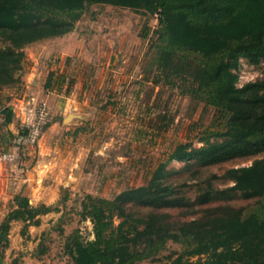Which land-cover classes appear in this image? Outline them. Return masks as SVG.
Masks as SVG:
<instances>
[{"label": "rangeland", "instance_id": "rangeland-1", "mask_svg": "<svg viewBox=\"0 0 264 264\" xmlns=\"http://www.w3.org/2000/svg\"><path fill=\"white\" fill-rule=\"evenodd\" d=\"M241 3H209L196 19L225 20ZM42 15L66 21L63 14ZM157 19L153 12L88 4L67 40L25 47L17 81L0 85V227L7 226L0 230V264H74L70 239L95 240L87 213L142 187L167 204L153 210L129 199L120 206L133 217L152 210L164 214V229L231 211L264 218V194L234 190L228 174L264 159V142L250 155L217 164L172 158L180 150L194 153L232 141L230 114L193 76L224 61L235 88L254 84L261 90L264 40L234 41L205 58L171 46L157 33ZM46 96H54L53 104ZM39 108L41 132L31 144L27 135ZM32 176L35 189L17 184ZM16 196L36 201L29 200L32 207L51 203L49 212L37 217V225L24 222V215L14 214ZM119 222L113 219L114 226ZM137 249H144L145 258L133 264H167L182 253L184 242L156 241Z\"/></svg>", "mask_w": 264, "mask_h": 264}, {"label": "trees", "instance_id": "trees-1", "mask_svg": "<svg viewBox=\"0 0 264 264\" xmlns=\"http://www.w3.org/2000/svg\"><path fill=\"white\" fill-rule=\"evenodd\" d=\"M218 0H0V85L17 81L24 60V48L33 43L58 38L72 31L88 4L110 5L158 15L157 33H164L171 46L212 58L234 41L264 40V0H242L237 10L225 20L198 21L201 9ZM38 11V12H37ZM63 14L66 21L43 16L42 13ZM193 81L199 88H208L218 105L230 114L232 141L219 148L194 153L180 150L174 160L198 157L204 164H217L252 153L253 146L264 142V86L249 84L235 88V77L224 61L198 69ZM259 135V137H257ZM257 137V138H256ZM255 138V139H254ZM233 189L251 196L264 194V159L251 166L228 171ZM144 200L141 201V198ZM140 200L153 210L166 205L163 197L142 187L120 194L106 208L87 213L93 223L94 241L83 242L78 236L70 239L68 254L74 264H133L144 259L139 245H153L167 240L184 242V250L167 264H264V218L250 214L241 218L235 212L206 216L164 229V214L148 211L133 217L120 203ZM16 216L24 222L38 224L37 217L49 212L48 207H32L24 196L14 197ZM87 217V216H85ZM120 220L117 226L113 219ZM5 227H0L6 232ZM106 236V237H104ZM105 238V239H104ZM196 258V260H192Z\"/></svg>", "mask_w": 264, "mask_h": 264}, {"label": "crops", "instance_id": "crops-1", "mask_svg": "<svg viewBox=\"0 0 264 264\" xmlns=\"http://www.w3.org/2000/svg\"><path fill=\"white\" fill-rule=\"evenodd\" d=\"M67 36H68V34L67 35H64V36H62V37H58V38H56V39H59V40H62V41H65V40H67ZM52 97H54V96H52ZM51 96H46V100H50L49 101V103L50 104H53V98H52ZM45 100V101H46ZM18 107H21V106H18ZM21 113H22V115L20 116L21 117V119H23L24 120V117H25V112L24 111H21ZM12 127V126H11ZM45 151V148H44V145H42L41 144V153L42 152H44ZM32 178V179H31ZM34 179V176H32V177H28V178H26V177H24V178H20V180H18V185L21 183V184H24V185H22V188L24 187L25 188V186H27V187H33V189H35L34 188V183H36V181L35 180H33ZM28 198V197H27ZM29 200H30V203H32V204H34V202H36V201H31V199H30V197L28 198ZM44 204H46L47 205V207H49V204H51V203H46V201H44L43 202Z\"/></svg>", "mask_w": 264, "mask_h": 264}, {"label": "built area", "instance_id": "built-area-1", "mask_svg": "<svg viewBox=\"0 0 264 264\" xmlns=\"http://www.w3.org/2000/svg\"><path fill=\"white\" fill-rule=\"evenodd\" d=\"M42 119H43V109H40L38 113V120L36 121L37 123H34V125H31L32 127H29L27 138L31 144L36 142V139L38 138L41 132V127L39 123H41Z\"/></svg>", "mask_w": 264, "mask_h": 264}]
</instances>
